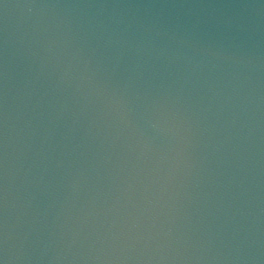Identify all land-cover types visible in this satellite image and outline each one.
<instances>
[{
  "label": "water",
  "instance_id": "obj_1",
  "mask_svg": "<svg viewBox=\"0 0 264 264\" xmlns=\"http://www.w3.org/2000/svg\"><path fill=\"white\" fill-rule=\"evenodd\" d=\"M0 264H264V0H0Z\"/></svg>",
  "mask_w": 264,
  "mask_h": 264
}]
</instances>
